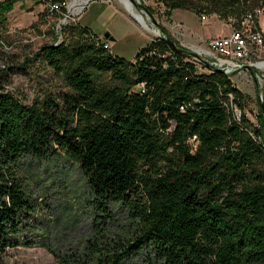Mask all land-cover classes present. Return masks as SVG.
<instances>
[{
    "label": "trees",
    "instance_id": "16d2710c",
    "mask_svg": "<svg viewBox=\"0 0 264 264\" xmlns=\"http://www.w3.org/2000/svg\"><path fill=\"white\" fill-rule=\"evenodd\" d=\"M17 1L0 4V20ZM51 1L66 11L65 0ZM159 2L167 15L184 9L224 20L264 7V0ZM60 31L37 52L57 89L30 103L0 91V264L35 212L22 161L59 150L79 165L101 211L118 204L134 223L113 249L95 246L91 264L144 253L148 264H264V113L260 127L244 114L234 120L228 96L242 108L248 96L162 36L126 60L77 20Z\"/></svg>",
    "mask_w": 264,
    "mask_h": 264
},
{
    "label": "rangeland",
    "instance_id": "374dc122",
    "mask_svg": "<svg viewBox=\"0 0 264 264\" xmlns=\"http://www.w3.org/2000/svg\"><path fill=\"white\" fill-rule=\"evenodd\" d=\"M7 1L11 0H0V4ZM136 1L146 6L165 29L163 23L168 27L180 21L196 31L194 37L197 33L215 37L231 31L225 20L214 13L206 14L207 20L202 21L200 16L184 9L167 15L159 0ZM52 4L51 0L17 1L0 20V91H8L25 102L30 103L60 85L59 79L37 55L44 43L64 36L56 31L62 15L51 13ZM133 9L139 11L146 25L123 0H90L78 16V22L99 39L107 40L112 54L133 60L139 48L158 33L145 12L135 5ZM259 24L264 28V12L259 16ZM148 29L156 32L150 35ZM168 33L176 44L186 48L183 37ZM234 81L248 96L244 108L250 110L254 107V86L237 78ZM21 168L24 188L36 207L28 229L22 231L16 245L7 248L3 256L7 264H91L95 246L105 252L106 248L113 249L111 246L132 234L134 223L129 222L124 208L111 203L108 213L101 211L89 193L79 165L62 151L41 159L25 158ZM148 262L144 253L134 254L122 264Z\"/></svg>",
    "mask_w": 264,
    "mask_h": 264
},
{
    "label": "built area",
    "instance_id": "2783aa9c",
    "mask_svg": "<svg viewBox=\"0 0 264 264\" xmlns=\"http://www.w3.org/2000/svg\"><path fill=\"white\" fill-rule=\"evenodd\" d=\"M86 4L87 2L83 3L79 0H65V12L61 11L58 3H53L50 8L51 13L62 15L59 23L65 25L68 22H75ZM263 12L264 7H257L245 11L240 17L229 15L225 22L231 31L226 35L209 38L203 48H196L195 51L211 68L194 58L208 69H220L234 84V78H237L254 86V107L250 110L240 107L234 102L233 96H228L227 104H232L234 108V120L240 121L244 114L256 127H260L259 114L264 113L260 106L261 103L264 105V28L259 24V16ZM200 19L207 20L206 14H202ZM61 24L57 25V32L61 30ZM103 45L109 49L107 41ZM246 66H249L251 71ZM195 138L196 136H193L191 142H195Z\"/></svg>",
    "mask_w": 264,
    "mask_h": 264
},
{
    "label": "crops",
    "instance_id": "0c3cea01",
    "mask_svg": "<svg viewBox=\"0 0 264 264\" xmlns=\"http://www.w3.org/2000/svg\"><path fill=\"white\" fill-rule=\"evenodd\" d=\"M79 1L83 2V3H85V2L88 3L90 0H79ZM86 6H87V4H86ZM86 6H85V8H86ZM190 13L193 14L192 12H190ZM76 20L78 22V17H77ZM163 26L166 27V29H168V31H170L173 36H175V33H176L178 35V37H180V38L183 37L184 41L186 42L185 43L186 44V48H188V49L198 48V47L203 45V41H206L208 38L214 37V36H211V35L203 37V35H201L199 33H197V35H196L197 37H194L193 33H195L196 31L195 30L191 31L189 26L183 25V23L180 22V21L174 22L172 25L169 24L168 27L166 26L165 23H163ZM148 31H149L150 35H152L153 32H156L155 30L151 31V29H148Z\"/></svg>",
    "mask_w": 264,
    "mask_h": 264
},
{
    "label": "water",
    "instance_id": "95a60500",
    "mask_svg": "<svg viewBox=\"0 0 264 264\" xmlns=\"http://www.w3.org/2000/svg\"><path fill=\"white\" fill-rule=\"evenodd\" d=\"M133 5H135L136 8H138L140 11L145 12V14L150 18L152 24L156 27L157 32L159 33V36H162L165 38L167 44L176 52L179 53H186L187 55H189L190 57L196 58L198 59L200 62H202L203 64H205L206 66L210 67L209 64H207L198 54V52H196L195 50L192 49H187L182 47L181 45L176 44V42L174 41V39L172 38V36L165 34L162 30V28L160 27V24L158 23V21L154 18V16L152 15L151 12H149V10L147 9L146 6L142 5L140 2H137L136 0H129ZM105 38H108V34L105 35ZM246 68L248 70L251 71V68L249 66H246ZM216 69V68H215ZM218 71H221L220 69L217 68ZM261 109L264 112V105L261 103L260 104Z\"/></svg>",
    "mask_w": 264,
    "mask_h": 264
},
{
    "label": "bare ground",
    "instance_id": "6f19581e",
    "mask_svg": "<svg viewBox=\"0 0 264 264\" xmlns=\"http://www.w3.org/2000/svg\"><path fill=\"white\" fill-rule=\"evenodd\" d=\"M124 1V4L127 6V8L128 9H130L132 12H133V14L144 24V25H146V23H145V21H144V18H143V16L140 14V13H138V12H136V10H134L133 9V4L129 1V0H123ZM154 30V29H153ZM156 31V30H155ZM229 96H231V95H229ZM227 107H228V109L229 110H231L232 112H234V108H233V106H232V104H228L227 105ZM263 141H264V139H263Z\"/></svg>",
    "mask_w": 264,
    "mask_h": 264
}]
</instances>
